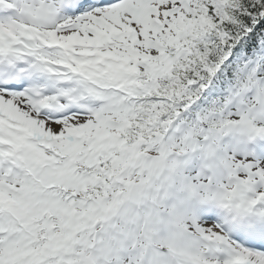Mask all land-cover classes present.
<instances>
[{"label": "snow or ice", "instance_id": "6c2138e0", "mask_svg": "<svg viewBox=\"0 0 264 264\" xmlns=\"http://www.w3.org/2000/svg\"><path fill=\"white\" fill-rule=\"evenodd\" d=\"M0 264H264V0H0Z\"/></svg>", "mask_w": 264, "mask_h": 264}]
</instances>
